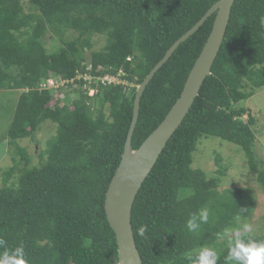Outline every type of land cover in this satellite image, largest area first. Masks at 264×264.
<instances>
[{
  "label": "trees",
  "instance_id": "16d2710c",
  "mask_svg": "<svg viewBox=\"0 0 264 264\" xmlns=\"http://www.w3.org/2000/svg\"><path fill=\"white\" fill-rule=\"evenodd\" d=\"M218 1L0 0V90L19 92L0 138L11 162L0 168V254L23 246L26 264H118L105 199L122 159L137 88ZM215 17L178 47L147 86L134 149L180 97ZM262 17L264 0L235 1L212 74L136 197L132 224L143 264H190L188 255L205 247L216 251V264H228L229 239L221 244L217 234L236 230V216L248 220L259 205L253 189L222 188L232 164L220 153L215 176L194 164L202 142L226 143L243 153L246 169L264 189L255 116L243 104L264 87ZM95 35L106 39L98 51ZM120 71L122 83L103 82ZM50 79L64 82V98L55 100V90L43 87ZM49 123L45 147L31 155L20 141L40 146L37 136ZM204 208L207 223L190 232L187 221ZM240 236L264 242V234L241 230Z\"/></svg>",
  "mask_w": 264,
  "mask_h": 264
},
{
  "label": "water",
  "instance_id": "95a60500",
  "mask_svg": "<svg viewBox=\"0 0 264 264\" xmlns=\"http://www.w3.org/2000/svg\"><path fill=\"white\" fill-rule=\"evenodd\" d=\"M235 1L219 0L215 3L193 28L172 45L164 58L137 88L133 106V118L122 159L108 187L105 199L107 219L116 234L118 264H143L132 224V211L136 197L169 140L181 126L200 95L206 78L212 74L213 65L226 36ZM214 14H216V17L212 31L188 76L180 97L159 126L138 149H134L132 140L139 120L141 100L147 86L178 47L193 36L204 25L206 20Z\"/></svg>",
  "mask_w": 264,
  "mask_h": 264
},
{
  "label": "rangeland",
  "instance_id": "374dc122",
  "mask_svg": "<svg viewBox=\"0 0 264 264\" xmlns=\"http://www.w3.org/2000/svg\"><path fill=\"white\" fill-rule=\"evenodd\" d=\"M72 35L77 36V33L74 32L72 33ZM92 42L94 46L93 51H98L105 46L106 39L102 35H95L92 38ZM51 44L52 42L49 38L47 42V48H50ZM90 53L91 52H89L88 55H90ZM79 78H81V76ZM85 79L90 80L88 76L85 77ZM62 86L63 83L58 84L57 82H48L46 88L55 90V100H58V98H64L65 95ZM90 94H93V91H91ZM18 99L19 92L11 90H0V138L2 133H4L11 124ZM243 104L246 107L251 108L255 116V124L252 125V129L257 130V151L259 153V156L264 158V87L257 90L255 95ZM247 118L248 117L245 116V120ZM52 128V123H49L47 125H44L40 130V133L37 137L39 140H41L42 146H38L35 141H31L29 138L20 141V145L23 147H29V152L31 155H37L40 149L45 147V141L50 137ZM224 144L225 145L223 146L220 141L212 139L199 144L194 167L201 168L210 176H215V172L217 170V167L214 163L216 154L220 153L222 156H224L225 162L231 161L232 165L228 169L226 177L223 178L221 184L222 188L226 189L234 187H245L253 189L258 197L257 200L259 203V205L255 208L252 217L248 220L241 219L239 222H237L236 228L241 231L243 230L242 225L246 223L250 226L251 232L264 234V189H262L257 181L258 175L255 172H251L250 170L246 169L247 161L245 156H243V153L238 152L236 150V147L234 146L226 145V143ZM1 153L3 154L1 155ZM7 154L8 147L5 148V152L4 150H0V168H3V171L8 165L11 164L10 160H5ZM1 181L2 176H0V186H2ZM232 235H235V232L230 233L226 238L221 240L220 243L222 244V242H226L228 239L235 237ZM220 243L218 249L221 248Z\"/></svg>",
  "mask_w": 264,
  "mask_h": 264
},
{
  "label": "clouds",
  "instance_id": "9594fccd",
  "mask_svg": "<svg viewBox=\"0 0 264 264\" xmlns=\"http://www.w3.org/2000/svg\"><path fill=\"white\" fill-rule=\"evenodd\" d=\"M261 25L264 26V17L261 18ZM119 75L121 76L116 77L117 84L123 82L122 77L124 76V73L120 71ZM48 82L56 81L52 79L48 80L45 86L43 85L44 88ZM208 217L209 212L206 208L201 209L198 214H192L191 218L187 221V229L190 232H196L200 227V223H207ZM240 219V215H237V222H239ZM197 220H199V223H197ZM242 229L244 232H248L250 231V226L245 223L242 225ZM145 232V226H141L138 229V234L140 236H144ZM233 232H235V238L228 240L229 251L228 256L226 257L228 264H264V242H256L253 240H248L245 242L243 239H241L239 229L233 230L230 228H225L222 233H218L217 235L219 239H224V236ZM4 243V240L0 239V246H3ZM217 258L216 251L207 247L201 248L194 254H189L187 257V259L190 261V264H216ZM0 264H26L23 246L6 250L4 253L0 254Z\"/></svg>",
  "mask_w": 264,
  "mask_h": 264
},
{
  "label": "built area",
  "instance_id": "2783aa9c",
  "mask_svg": "<svg viewBox=\"0 0 264 264\" xmlns=\"http://www.w3.org/2000/svg\"><path fill=\"white\" fill-rule=\"evenodd\" d=\"M103 82H106V81H109V82H112V83H116L117 82V78L116 77H106L104 79H102Z\"/></svg>",
  "mask_w": 264,
  "mask_h": 264
}]
</instances>
